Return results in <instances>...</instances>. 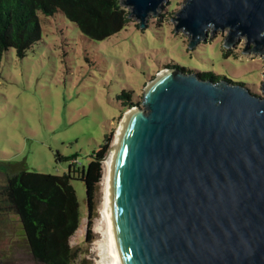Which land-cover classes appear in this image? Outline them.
Returning a JSON list of instances; mask_svg holds the SVG:
<instances>
[{"label": "water", "instance_id": "1", "mask_svg": "<svg viewBox=\"0 0 264 264\" xmlns=\"http://www.w3.org/2000/svg\"><path fill=\"white\" fill-rule=\"evenodd\" d=\"M168 1L121 5L145 29ZM174 22L190 49L227 30L264 58V0H185ZM142 104L104 160L110 264H264V96L172 68Z\"/></svg>", "mask_w": 264, "mask_h": 264}, {"label": "rangeland", "instance_id": "2", "mask_svg": "<svg viewBox=\"0 0 264 264\" xmlns=\"http://www.w3.org/2000/svg\"><path fill=\"white\" fill-rule=\"evenodd\" d=\"M185 0H169L148 26L129 25L110 38L92 40L63 14L39 13L42 39L21 59L15 49L4 53L0 77V264H41L23 236L15 210L5 194L16 173L63 176L75 160L87 167L111 134L110 148L125 110L117 99L126 90L143 108L147 86L169 65L194 74L212 72L264 96V58L245 52L241 38L227 48L228 31H218L194 49L189 36L176 30L174 19ZM123 8L130 13V9ZM211 33V31H210ZM105 158V159H106ZM104 159V160H105ZM96 195L92 242L87 187L71 181L82 218L70 245L79 253L77 264H98L96 231L103 203V179Z\"/></svg>", "mask_w": 264, "mask_h": 264}, {"label": "trees", "instance_id": "3", "mask_svg": "<svg viewBox=\"0 0 264 264\" xmlns=\"http://www.w3.org/2000/svg\"><path fill=\"white\" fill-rule=\"evenodd\" d=\"M39 13L63 14L86 37L102 41L124 30L130 23L129 12L121 0H0V77L5 52L15 49L23 59L42 39ZM183 72L178 65H169ZM188 73H193L192 71ZM203 80L232 81L212 72L196 73ZM125 110L139 106L132 94L123 90L117 98ZM108 134L87 167L74 160L63 176L19 172L9 178L5 194L15 210L33 258L41 264H77L79 253L70 245L82 222L80 205L71 181L85 182L88 202L87 241L92 242L96 195L104 175L103 161L110 148Z\"/></svg>", "mask_w": 264, "mask_h": 264}, {"label": "bare ground", "instance_id": "4", "mask_svg": "<svg viewBox=\"0 0 264 264\" xmlns=\"http://www.w3.org/2000/svg\"><path fill=\"white\" fill-rule=\"evenodd\" d=\"M106 163V162H105ZM107 166V164H106ZM107 171L106 170V174L104 176L103 179V187L105 188L106 186V177H107ZM103 203H102V207L100 209V218L96 224V231L98 232V234H100L102 237V239L98 240V242L96 243V246L98 248V251L100 252V261L98 262V264H110L109 262V245H108V235L106 234V230H107V224L105 222V217L103 215V213L101 212L104 208V203H105V190L103 189Z\"/></svg>", "mask_w": 264, "mask_h": 264}, {"label": "clouds", "instance_id": "5", "mask_svg": "<svg viewBox=\"0 0 264 264\" xmlns=\"http://www.w3.org/2000/svg\"><path fill=\"white\" fill-rule=\"evenodd\" d=\"M262 35H264V34H262Z\"/></svg>", "mask_w": 264, "mask_h": 264}]
</instances>
